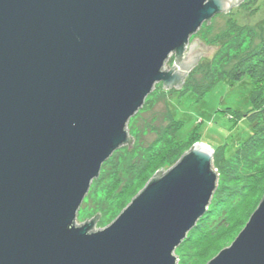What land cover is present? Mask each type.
Returning <instances> with one entry per match:
<instances>
[{
  "label": "water",
  "instance_id": "water-1",
  "mask_svg": "<svg viewBox=\"0 0 264 264\" xmlns=\"http://www.w3.org/2000/svg\"><path fill=\"white\" fill-rule=\"evenodd\" d=\"M238 2L0 0V264H177L216 188L205 144L157 170L106 227L92 230L100 213L75 219L154 85L180 88L218 48L194 38L186 55L189 38ZM206 264H264V194Z\"/></svg>",
  "mask_w": 264,
  "mask_h": 264
},
{
  "label": "rangeland",
  "instance_id": "rangeland-1",
  "mask_svg": "<svg viewBox=\"0 0 264 264\" xmlns=\"http://www.w3.org/2000/svg\"><path fill=\"white\" fill-rule=\"evenodd\" d=\"M194 38L200 40L203 47L218 48L206 58L202 54L198 56L197 63L184 75L180 88H163L162 82L154 85L142 107L126 124L128 137L132 139L131 149L129 143L123 144L104 162L75 219V224L79 225L100 213L92 230L106 227L157 170L162 168L165 172L177 162L178 157L170 159L173 153L178 151L182 156L192 145L205 144L214 150L211 159L217 174L218 197L225 194L227 197L231 191L239 196L211 224L213 231L199 247L198 257L193 253L192 244L186 245L180 254L174 251L180 264H206L229 246L264 194V153L258 149L253 152L243 148L235 150L253 131V124L245 116L252 107L253 86L247 75L234 83L226 80L227 73L241 57L264 44V0H240L226 13L212 16L207 25L204 22L189 38L186 55ZM175 59L171 54L164 70H170ZM177 69L175 66L173 70ZM218 72L223 73L224 80L198 97L194 90L207 84ZM183 85L188 90L180 93ZM227 108L232 114L238 112L239 117L223 114ZM171 119L179 122V128L170 126ZM263 120L259 118V122ZM174 130L177 131L172 137ZM207 228L205 225L202 231Z\"/></svg>",
  "mask_w": 264,
  "mask_h": 264
},
{
  "label": "trees",
  "instance_id": "trees-1",
  "mask_svg": "<svg viewBox=\"0 0 264 264\" xmlns=\"http://www.w3.org/2000/svg\"><path fill=\"white\" fill-rule=\"evenodd\" d=\"M227 75L228 76L226 80L229 83L239 81L243 76L247 75L251 80V84L253 86L250 96L252 107L248 114L245 115L248 121L253 124V131L245 141L239 143V146L235 150L239 151L243 148L245 151L253 152L257 151L258 149L259 151L264 153V120L259 122V118H264V44L261 45L258 49H255L241 57L235 64V67L232 68L227 73ZM224 78L225 77H223L222 72L213 74L207 84L194 91L197 93L198 97H202L214 84H216L218 81L224 80ZM187 90L188 88L183 85L179 92L182 93ZM228 109L229 108H227V110H225L223 114L230 113L229 116L231 118L235 117V119L239 117L240 114L238 112H234V114H232L230 112V109ZM171 125H176V127L179 128V122H176L173 119H171L170 121V126ZM176 131L177 130L171 131L173 133L172 137L175 136ZM130 141L131 139L128 137V142L130 143ZM175 141L176 143H179V140ZM191 148L192 147H190L188 150H190ZM170 150H172V148H170ZM180 153L181 152L178 151L173 153V156H171L170 159L178 157V161L181 156ZM163 173L164 171L161 170L156 175L159 176ZM224 184L225 183L221 184V187H224ZM230 193L231 194L227 197L226 194L218 197V188L214 190L211 203L206 213L199 219L195 228L191 230V233L188 234L186 239L183 240V242L175 249L178 254H180V251H182V249H184L186 245L192 244V246H195V252H193L194 255L196 257L199 256V247L204 243L206 237H210L209 235L213 231L211 227L213 225L211 224L215 222L216 219L220 217V215L226 210L228 204L231 203L233 199L239 196L236 191H231ZM98 217V215H95L93 217L94 222L98 220ZM205 225H208V228L206 231H202V228ZM177 264H180V262H178Z\"/></svg>",
  "mask_w": 264,
  "mask_h": 264
},
{
  "label": "flooded vegetation",
  "instance_id": "flooded-vegetation-1",
  "mask_svg": "<svg viewBox=\"0 0 264 264\" xmlns=\"http://www.w3.org/2000/svg\"><path fill=\"white\" fill-rule=\"evenodd\" d=\"M195 48H197L196 46H195ZM194 49V48H193ZM197 50H198V48H197Z\"/></svg>",
  "mask_w": 264,
  "mask_h": 264
}]
</instances>
